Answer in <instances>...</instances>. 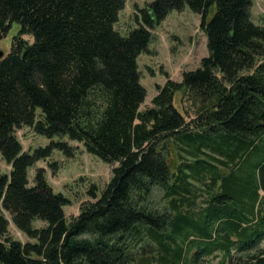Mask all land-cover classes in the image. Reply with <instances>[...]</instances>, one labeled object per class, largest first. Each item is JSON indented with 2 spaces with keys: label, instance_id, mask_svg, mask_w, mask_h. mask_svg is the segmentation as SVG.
Here are the masks:
<instances>
[{
  "label": "trees",
  "instance_id": "1",
  "mask_svg": "<svg viewBox=\"0 0 264 264\" xmlns=\"http://www.w3.org/2000/svg\"><path fill=\"white\" fill-rule=\"evenodd\" d=\"M125 2L0 0V41L20 24L0 59V156L11 165L0 173V264H264V19L251 21L252 0H153L125 36L114 28ZM185 7L200 15L209 53L140 111L137 59L154 26ZM180 91L192 120L173 105ZM24 126L59 139L23 151ZM64 137L116 163L71 219L44 168L28 181L53 149L73 156ZM7 215L29 240L10 236Z\"/></svg>",
  "mask_w": 264,
  "mask_h": 264
},
{
  "label": "rangeland",
  "instance_id": "2",
  "mask_svg": "<svg viewBox=\"0 0 264 264\" xmlns=\"http://www.w3.org/2000/svg\"><path fill=\"white\" fill-rule=\"evenodd\" d=\"M153 0H126V6L120 11L119 18L115 24V29L120 30L122 35H127L129 30L138 26L141 21L139 10L144 8ZM250 19L252 22L262 24L264 19V0H252ZM199 14L194 13L187 7L182 11L174 10L168 13V16L151 31L153 42L147 46V51L137 59L140 73V84L147 90L143 105H140V111L145 107L152 105L151 99L158 92L157 86L165 84L167 79H172L180 83L184 71H192L201 65L200 60L209 52L206 48L207 37L201 30ZM20 24L16 21L12 23L8 34L0 41V51L5 55L11 47L13 36L18 34ZM23 38L31 42V35H23ZM264 60V58H263ZM174 106L180 113H187L186 120H192L194 113L191 110V100L185 93L176 92L174 95ZM39 112V109L36 110ZM17 138L23 144V151L30 153L37 147H46L51 140L58 141L59 138L49 139L32 131L29 127L24 126L17 130ZM62 140L74 147L73 156L68 157L60 150L53 149L49 158L39 160L33 167H29L28 181L33 186L35 170L44 168V176L46 181L56 193H64L69 199V204L64 207L65 216L71 219L73 215H77L80 207L86 201H93L87 192L91 185L97 191V198L102 193L105 185L111 180L112 168L114 165H108L98 157L93 156L82 148L80 142L68 140L64 137ZM179 151L173 146L170 148L167 163L171 170L179 165L181 160L178 156ZM11 165L7 164L4 158L0 156V173L9 175ZM199 185L198 183H196ZM198 187V186H197ZM203 190V187H198ZM162 189H155L151 196L152 205L156 208H162L166 201L162 197ZM204 197H199L195 206H199L203 202ZM8 220H10L7 215ZM9 222L10 236L25 243L29 240L27 236L20 232L11 222ZM34 227L42 226L39 220L34 222ZM209 264H218L219 256L207 257Z\"/></svg>",
  "mask_w": 264,
  "mask_h": 264
},
{
  "label": "water",
  "instance_id": "3",
  "mask_svg": "<svg viewBox=\"0 0 264 264\" xmlns=\"http://www.w3.org/2000/svg\"><path fill=\"white\" fill-rule=\"evenodd\" d=\"M3 57L2 51H0V59Z\"/></svg>",
  "mask_w": 264,
  "mask_h": 264
}]
</instances>
